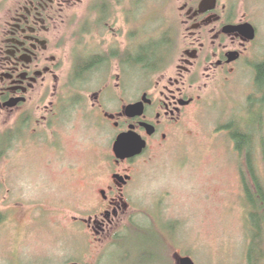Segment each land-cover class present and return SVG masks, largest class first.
<instances>
[{
    "label": "rangeland",
    "instance_id": "rangeland-1",
    "mask_svg": "<svg viewBox=\"0 0 264 264\" xmlns=\"http://www.w3.org/2000/svg\"><path fill=\"white\" fill-rule=\"evenodd\" d=\"M8 1L0 0V21L7 14L2 9ZM143 1L145 6L134 14L141 41L161 43L170 37V28L175 30L176 0L168 8L165 0ZM89 2L76 11L67 54H89V20L99 19L91 14ZM107 2H115L117 14L103 35L95 33L102 47L105 41L124 43L132 31L126 11L118 9L115 0ZM240 3V12L262 31L260 45L229 84L205 91L173 142L154 148L133 166L130 216H136L147 231L126 233L121 247L111 246V241L91 245L82 221L97 210V192L109 183L104 169L115 137L110 128L95 126L101 115L85 106L61 130L59 147L51 133L44 145L39 144L37 132L16 135L9 146L0 139V264H179L181 258L195 264H248L250 211L241 159L223 127L250 118L253 64L264 59V0ZM147 78L144 71L131 70V83L144 85ZM90 114L94 125L86 122ZM7 130L6 120H1L0 138L7 136ZM98 175L105 180L96 182Z\"/></svg>",
    "mask_w": 264,
    "mask_h": 264
},
{
    "label": "flooded vegetation",
    "instance_id": "flooded-vegetation-1",
    "mask_svg": "<svg viewBox=\"0 0 264 264\" xmlns=\"http://www.w3.org/2000/svg\"><path fill=\"white\" fill-rule=\"evenodd\" d=\"M86 1L9 0L3 4L7 14L0 21V121L6 120L10 143L21 134L37 132L39 144L44 145L51 133L59 147L61 130L73 123L76 111L87 106L91 113L99 111L95 126L110 128L115 137L104 169L110 180L97 192L99 207L82 225L89 230L91 245L111 241V246L119 247L126 233L147 231L135 221L136 216H130L133 166L147 159L154 148L177 138L205 91L231 82L248 54L260 45L262 31L240 12V0H176L175 30H168V59L147 66L142 65V48L154 42L143 44L134 17L144 1L115 0L118 9L126 11L125 21L132 31L124 43L105 41L102 47L95 33L103 35L115 21V2L89 0L91 14L99 16L96 23L89 20V54H67L76 11ZM165 2L168 8L174 0ZM132 69L148 75L144 85L130 82ZM135 106L137 110L129 114V107ZM90 115L87 123H93ZM130 133L146 142L147 149L139 157L120 161L115 145L120 136ZM104 180V175L96 178V182Z\"/></svg>",
    "mask_w": 264,
    "mask_h": 264
},
{
    "label": "trees",
    "instance_id": "trees-1",
    "mask_svg": "<svg viewBox=\"0 0 264 264\" xmlns=\"http://www.w3.org/2000/svg\"><path fill=\"white\" fill-rule=\"evenodd\" d=\"M169 44L168 38L161 43L143 45L142 65L152 66L166 61L171 50ZM254 70L255 93L249 100L250 118L237 119L223 127V131L230 134L241 159L240 175L250 211L247 263L264 264V62L255 64ZM0 139L9 146L8 136Z\"/></svg>",
    "mask_w": 264,
    "mask_h": 264
},
{
    "label": "water",
    "instance_id": "water-1",
    "mask_svg": "<svg viewBox=\"0 0 264 264\" xmlns=\"http://www.w3.org/2000/svg\"><path fill=\"white\" fill-rule=\"evenodd\" d=\"M138 106L129 107L128 113L137 110ZM147 149V144L135 134H125L119 137L115 145V154L120 161H126L141 156ZM179 264H195L190 258H181Z\"/></svg>",
    "mask_w": 264,
    "mask_h": 264
}]
</instances>
